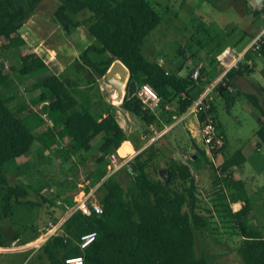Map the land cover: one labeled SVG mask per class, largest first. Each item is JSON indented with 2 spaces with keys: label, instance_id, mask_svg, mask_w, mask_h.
Here are the masks:
<instances>
[{
  "label": "trees",
  "instance_id": "16d2710c",
  "mask_svg": "<svg viewBox=\"0 0 264 264\" xmlns=\"http://www.w3.org/2000/svg\"><path fill=\"white\" fill-rule=\"evenodd\" d=\"M40 1L0 0V37L12 45L18 56L17 66H9L7 70L0 66V88L13 84L11 71H17L22 76L41 73L33 84L39 92L32 103L40 105L42 110L39 114L26 104L14 108L9 105L11 96L0 97V207L5 217L11 214L13 203L39 205L28 198L31 191H36L41 200L47 201L40 193L46 187L43 181L36 186L37 189H33L23 181L10 184L7 178L9 164L15 159L22 160L25 154H31L36 144L41 146L44 156H48L49 149L61 145V153L68 157L71 153L90 151L92 141L99 137V154L87 173L89 186L94 187L107 174V154L118 148L120 154L131 151L130 143L123 141L133 139L126 136L109 111L105 116H98L81 107L68 90L71 86L68 80H62L53 73L44 75L47 64L41 57L34 53L19 54V49L25 44L19 29ZM55 1L58 4L53 17L66 34L87 24L93 42L81 51L80 57L88 68L97 76H102L114 60H119L126 67L128 81L120 106L138 116L146 126L153 124L156 116L135 93L128 94L131 81H134L136 90L143 84L148 85L157 94L162 109H167L165 106L175 101L174 115L179 117L194 99L191 88L203 76L211 79L223 69L221 66L210 72L209 66H200L196 68L199 75L194 79L191 77L194 68L178 75L147 59L142 53L143 43L161 21L160 15L147 0ZM83 11H87L89 16L77 18ZM246 34L244 32L240 41ZM260 54L264 55V45ZM249 55H246V60L250 59ZM249 71L245 64L238 69H230L226 73L228 85L233 86L231 78L235 74ZM260 90L262 99L254 93L244 94L264 117V85L260 86ZM218 91L227 107L235 102L232 90L219 85ZM212 109L215 112L213 102ZM48 119L52 124L47 122ZM217 128L223 132L219 121ZM256 136L264 145V119L256 130ZM226 146L225 138L220 150L211 152L214 157L218 152L224 155L213 174L215 195L225 199L228 205L241 204L231 216L242 237L237 251L243 264H264V235L255 233L246 221L250 199L245 182L234 175V169L242 165L246 158L241 149L226 156ZM197 149L205 155L202 149ZM162 154L160 142H151L126 161L121 167L122 173L117 171L108 176L96 189L101 191L97 199L102 206V214L100 223L95 226L94 241L83 253L77 247L75 242L80 235L92 229L93 225L87 216L76 211L65 222V234L51 236L39 247L49 262L65 264L66 257L83 254L82 264H208L207 258L197 256L194 248L195 230L208 225L206 215L199 211L195 176L187 163L168 157L164 168L169 175L161 179L158 172ZM152 167L159 177L151 175ZM64 203L70 205L72 198L64 200Z\"/></svg>",
  "mask_w": 264,
  "mask_h": 264
},
{
  "label": "rangeland",
  "instance_id": "374dc122",
  "mask_svg": "<svg viewBox=\"0 0 264 264\" xmlns=\"http://www.w3.org/2000/svg\"><path fill=\"white\" fill-rule=\"evenodd\" d=\"M147 1L160 15L161 21L146 36L142 53L147 59L157 62L168 72L178 75H184L189 70L200 66H209L210 72L214 68L219 69L221 65L216 59L217 55L224 48L235 47L238 51L241 50L264 24V20L259 16L262 0ZM57 4L55 0L39 2L36 10L19 29L25 41L19 49V54L34 53L46 61L47 70L43 71L44 75L60 70L61 74L58 77L74 83L68 90L78 99L82 92L80 86L87 83L93 84L90 88L84 89L82 95L90 93L98 100L99 92L105 95L102 89L106 84L105 77L104 75L97 76L82 62L80 57L84 46L93 42L87 31V24L66 34L53 17ZM88 16L89 13L83 11L77 15V18L85 19ZM244 32L247 34L240 41ZM0 46V66L7 70L9 66L17 64V51L12 45L5 43L1 37ZM48 57H52L53 60L49 61ZM249 57L250 61L254 60L255 63H251L249 72L236 75L238 83H241L236 85L233 93L235 102L229 107L222 99H215V103L212 102L215 105L218 121L228 140L225 155L229 156L236 150L242 149L246 156L245 162L234 169V175L245 182L250 199L251 207L245 216L246 221L255 233L259 232L264 235V145L255 134L259 125L258 116L263 115L251 105L244 94L245 92L254 93L262 99L263 93L260 86L264 85V55L250 53ZM244 61L242 64H245ZM9 74L13 84L8 88H0V97L11 96L12 99L9 101L11 107L26 104L41 114L40 106H34L32 103V99L39 92L33 84L41 73L22 76L17 71H11ZM198 91H201V84H196L191 88V95ZM217 92L218 90L214 91V98L217 97ZM111 100L113 102L106 103V106L112 110L114 104H118L119 101L115 98ZM82 103L86 104L94 114L105 106L100 105L98 101L96 103L86 102L85 99ZM149 103L153 105L156 112L158 111L157 114L162 119V122H153L156 130L159 132L164 124L167 127L170 126L163 134H160L161 136L159 135L163 153L159 165L164 168L168 157L185 162L189 165L197 182L199 211L206 215L208 225L204 229L195 230L196 255H204L208 264H243L237 251L242 237L237 232L231 216L241 204L228 205L225 199L217 198L216 187L214 188L212 183L213 174L223 161L224 155L218 152L214 157L206 152L202 143L201 149L205 155L201 154L197 148L189 144L185 132L181 130L183 121L172 117L175 113L174 109H162L159 101L155 105L146 100L144 106L148 109H150ZM124 112L129 115L123 116L121 113L125 114ZM121 113L118 114L112 110V115L118 116L119 121L128 131L130 124L132 127L142 125V128H147L138 116L128 111ZM136 136L137 132L132 131L131 137ZM151 136L155 137L154 134ZM151 136L139 140L137 146L149 141ZM98 141L99 137L92 141L93 150L89 153H71L68 157H65L64 153H61V148H58L48 155L46 160H43L37 154L34 155L33 150L34 171L30 175L17 173L12 166L9 168L7 178L10 184L23 181L30 184L33 189H37L36 186L43 181V184L46 183L47 191L50 188L54 189L49 196L61 201L59 204H52L48 200H41L36 191H31L28 198L33 202H38L39 205L25 206L13 203L11 214L7 217L4 216L0 207V245H4L0 248H5L0 249V264H51L39 248L35 250L31 247L27 248L26 242L29 243L39 237L40 229L46 226L48 221L56 220L64 212L66 206L64 200L73 199L79 191L78 184H82L87 178V173L93 167L95 158L99 154L98 149L96 150V146L99 145ZM121 169L118 171L120 172ZM150 173L154 177H159L153 167ZM228 192L226 189V194ZM100 194L101 191L95 192L96 200Z\"/></svg>",
  "mask_w": 264,
  "mask_h": 264
},
{
  "label": "built area",
  "instance_id": "2783aa9c",
  "mask_svg": "<svg viewBox=\"0 0 264 264\" xmlns=\"http://www.w3.org/2000/svg\"><path fill=\"white\" fill-rule=\"evenodd\" d=\"M259 16L264 20V0L261 3V9L259 11ZM264 45V24L258 33L251 39V41L241 50L233 48H224L218 55L217 61L222 66V71L216 74L213 78L206 81L203 85L201 91L192 100L191 104L187 107L185 112L180 115L177 119L182 120L187 116H194L199 124V131L201 135V142L205 147L206 152L211 153L212 151H218L223 146L225 142L224 133L217 128V115L212 109V99L214 91L218 90V86H225L227 89L231 90V87L227 83L226 73L230 69H238L241 67L242 61H244L247 67L252 66V61L246 60L245 57L248 53H258ZM199 75L198 69H195L191 77L196 79ZM136 96L141 99L145 104L146 100L157 102L159 100L157 94L146 84H143L135 90ZM166 108L167 105L165 106ZM51 123V120H47ZM156 137L151 136L149 142H153ZM62 146L58 145L48 150V155L57 148ZM212 154V153H211ZM107 174L102 178V180L94 187L89 186V180L79 184V191L74 195L72 203L65 206L64 212L53 221H48L46 226L40 229V236L36 237L29 243H27V248H39L48 238L55 235L65 234V222L66 220L76 211L81 212L83 215L87 216L91 224L92 229L80 235L79 239L75 242L77 247L83 253L85 248L90 245L96 237V228L100 221V215L102 214V206L98 199L96 200L94 194L98 186L111 174L117 172L129 159L125 157L119 158L116 151L107 154ZM54 189H49L47 194ZM59 204V201H55ZM22 248V247H20ZM5 249V248H0ZM84 260L83 254L76 256H69L64 259L65 264H82Z\"/></svg>",
  "mask_w": 264,
  "mask_h": 264
},
{
  "label": "crops",
  "instance_id": "0c3cea01",
  "mask_svg": "<svg viewBox=\"0 0 264 264\" xmlns=\"http://www.w3.org/2000/svg\"><path fill=\"white\" fill-rule=\"evenodd\" d=\"M92 38V37H91ZM93 39V38H92ZM86 46V45H85ZM85 46H84V48H85ZM48 59H49V61L50 60H53V58L51 57V58H49L48 57ZM250 60V59H249ZM45 63H46V61H44ZM253 62H254V60H253ZM252 62V63H253ZM255 63V62H254ZM47 64V63H46ZM199 64V63H198ZM61 67V66H60ZM198 68V67H197ZM196 69V68H195ZM215 70V68L212 70V71H214ZM60 71V70H59ZM59 71L58 72H53V74H55V75H59V74H61V73H59ZM209 71H211V70H209ZM236 75L237 74H235L232 78H231V82H232V84H233V86L231 87V93H234V91H235V88H236V85L237 84H240V83H238V81H237V77H236ZM213 78V77H212ZM209 79L207 78V76L205 77V76H203L202 77V79L200 80V81H198L196 84H201V89H202V87H203V85L206 83V81H208ZM69 81V80H68ZM70 83H71V86L69 87V88H72V86L74 85V83H72L71 81H69ZM195 84V85H196ZM91 86H93V84H91V83H87V84H85V85H81L80 86V89L82 90V92L80 93L81 94V96H80V98L78 99V98H76L74 95V97L77 99V101L79 102V104H80V106L81 107H84V108H86L88 111H90L89 109H88V106L86 105V104H83L82 103V100H86V102H89V101H92V103H96V101H98V103L100 104V105H105L101 110H99L98 111V113H97V115L98 116H100V115H102V116H105L106 115V113H107V111L109 110V113L110 114H112V110H114V111H116V113H121L122 111H125L124 109L121 111V106H120V102L121 101H119V103L118 104H114V108H112V110H111V108H109V107H107L106 106V103H109L110 101H112V100H109L108 98H107V96L106 95H104V94H102V92H99L100 94H99V98H98V100H96V98H93L91 95H90V93H87V95H82V93H83V91H84V89H87V88H90ZM261 86H263V85H261ZM200 86H198V88H199ZM68 88V89H69ZM124 89V88H123ZM196 89V88H195ZM194 89V90H195ZM199 92V91H198ZM198 92L196 93V94H192V97L194 98V97H196V95L198 94ZM192 93V92H191ZM116 92H114V93H112L111 94V99H116ZM213 98H214V96H213ZM91 99V100H90ZM219 100V99H222V100H224L223 99V97L221 96V94L219 93V91L217 92V97L216 98H214V99H212V101H214V103H215V101L216 100ZM113 102V101H112ZM149 102H151L152 104H155V105H157L156 103L157 102H153V101H149ZM150 105V103L148 104V106ZM154 105V106H155ZM40 106V105H39ZM86 106V107H85ZM153 105H150L149 106V108H150V110L155 114V116H156V120L155 121H160V122H162V119H160L159 118V116H158V111L156 112V110L155 109H153V107H152ZM167 107L168 108H170V109H176V105H175V101H173V102H171V103H168L167 104ZM164 109V108H163ZM90 112H92V111H90ZM168 112H170L169 110H168ZM93 113V112H92ZM125 114H123V113H121L123 116H125V115H127L128 113H126V112H124ZM129 115V114H128ZM113 117L116 119V121L119 123V125L124 129V131H125V133H126V136H128L129 138L131 137V132L132 131H136L137 132V136L136 137H133V139H127V140H124L123 142H129L130 143V146H131V151H128V152H126V153H124V154H120V152H119V148L116 150V153H117V155H118V157H125V158H131L132 156H134L142 147H144V146H146V145H148L150 142L149 141H146V142H144L143 144H141L142 146L139 148V149H137V151H135V146L139 143V140H141V139H146L147 138V136H151L152 134H154L155 135V137H156V139L153 141V142H158L159 141V137L161 136L160 134H163L168 128H170V126L169 127H167V125H162V129H160L159 130V132L156 130V128L154 127V125L153 124H150V125H148V126H146L147 128L146 129H144V128H142V125H136V127H132L131 126V124L129 125L130 126V128H129V131L126 129V127H124L123 126V124L119 121V118H118V116H116V115H113ZM172 117L173 118H175V119H177L178 118V116H175L174 114H172ZM174 119V120H175ZM264 118H263V116L261 117L260 115L258 116V122H259V125H260V123L262 122V120H263ZM181 121H183V124H182V128H181V130H183L184 132H185V134H186V136H187V138H188V140H189V144H192L195 148H200L201 149V135H200V131H199V124H198V121H197V119L194 117V116H187V117H185V118H183ZM50 124H52V122L50 123ZM259 125H258V127H259ZM257 127V128H258ZM151 130H153V132L151 133ZM257 130V129H256ZM256 130H255V134H256ZM223 132H224V135H225V138H226V145H227V143H228V140H227V136H226V133H225V131L223 130ZM160 135V136H159ZM145 141V140H144ZM99 142V141H98ZM122 142V143H123ZM121 143V144H122ZM36 146L37 147H35L34 148V155H38L41 159H43V160H46L47 159V156H44V155H42V150L43 149H41V146L40 145H38V144H36ZM98 146V145H97ZM97 146H96V150H97ZM227 147V146H226ZM93 149H91L90 151H92ZM242 150V149H241ZM90 151H88V152H85V153H89ZM98 151V150H97ZM79 153V152H78ZM242 153H243V151H242ZM244 154V153H243ZM31 155V156H30ZM47 155V154H46ZM244 156H245V154H244ZM33 157V152L31 153V154H25L24 155V157H22V160H18V159H15V160H13L10 164H9V168H11V166L17 171V173H22L23 175L24 174H26V173H28L29 175H30V173L31 172H33L34 171V159L32 158ZM245 158H246V156H245ZM88 181V179L86 178L83 182H85V181ZM42 181H40V183H41ZM79 185V184H78ZM46 188L47 187H45V188H43L42 189V191L40 192L41 193V195L46 199V200H48V201H50V202H53L54 204H55V202L54 201H59V203H60V199H55V198H53V196H49V193L47 194V190H46ZM64 205H65V203H64Z\"/></svg>",
  "mask_w": 264,
  "mask_h": 264
},
{
  "label": "water",
  "instance_id": "95a60500",
  "mask_svg": "<svg viewBox=\"0 0 264 264\" xmlns=\"http://www.w3.org/2000/svg\"><path fill=\"white\" fill-rule=\"evenodd\" d=\"M104 77L106 84L102 87V89L104 90L107 98L111 100V94L116 92V100L121 101L128 81V70L126 67L119 60H114L104 74ZM135 90V83L134 81H131L128 87V94L132 95ZM158 173L161 179H165L169 175L167 169L165 168L159 169Z\"/></svg>",
  "mask_w": 264,
  "mask_h": 264
},
{
  "label": "bare ground",
  "instance_id": "6f19581e",
  "mask_svg": "<svg viewBox=\"0 0 264 264\" xmlns=\"http://www.w3.org/2000/svg\"><path fill=\"white\" fill-rule=\"evenodd\" d=\"M116 96H117V94H116ZM116 96H115V97H116Z\"/></svg>",
  "mask_w": 264,
  "mask_h": 264
}]
</instances>
